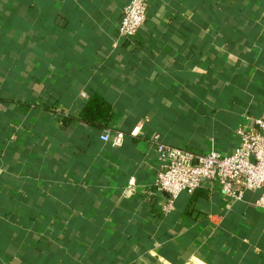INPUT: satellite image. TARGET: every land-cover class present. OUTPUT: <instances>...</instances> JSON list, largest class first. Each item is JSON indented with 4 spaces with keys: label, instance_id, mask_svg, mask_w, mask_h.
Returning <instances> with one entry per match:
<instances>
[{
    "label": "crops",
    "instance_id": "obj_1",
    "mask_svg": "<svg viewBox=\"0 0 264 264\" xmlns=\"http://www.w3.org/2000/svg\"><path fill=\"white\" fill-rule=\"evenodd\" d=\"M127 3L0 0V264H264L258 192L203 182L165 216L151 194L155 136L225 155L264 119V0H148L122 39Z\"/></svg>",
    "mask_w": 264,
    "mask_h": 264
},
{
    "label": "built area",
    "instance_id": "obj_2",
    "mask_svg": "<svg viewBox=\"0 0 264 264\" xmlns=\"http://www.w3.org/2000/svg\"><path fill=\"white\" fill-rule=\"evenodd\" d=\"M148 0H128L122 9L118 35L122 39L135 37L146 22ZM140 126L131 135L137 136ZM238 143L229 154L210 150L195 154L180 147L159 142L154 137L159 172L153 182L152 195L165 197L161 214H169L178 197L193 194L203 182L218 186L229 200L240 201L247 192H258L254 206L264 213V119L254 118L251 125L236 128ZM121 131L106 130L100 140L112 147L123 144Z\"/></svg>",
    "mask_w": 264,
    "mask_h": 264
},
{
    "label": "trees",
    "instance_id": "obj_3",
    "mask_svg": "<svg viewBox=\"0 0 264 264\" xmlns=\"http://www.w3.org/2000/svg\"><path fill=\"white\" fill-rule=\"evenodd\" d=\"M112 114L113 110L110 104L103 97L93 95L83 107L80 113V119L86 124L94 125L98 128H105Z\"/></svg>",
    "mask_w": 264,
    "mask_h": 264
}]
</instances>
